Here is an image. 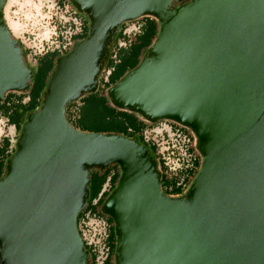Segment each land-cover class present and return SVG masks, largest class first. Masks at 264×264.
Wrapping results in <instances>:
<instances>
[{
  "label": "water",
  "instance_id": "obj_1",
  "mask_svg": "<svg viewBox=\"0 0 264 264\" xmlns=\"http://www.w3.org/2000/svg\"><path fill=\"white\" fill-rule=\"evenodd\" d=\"M88 34L59 55L0 177V264H89L77 228L90 173L118 179L100 206L113 221V264H264V0H68ZM0 0V101L33 71ZM153 16L158 32L136 66L106 89L148 122L192 131L201 165L184 193L161 189L145 146L87 132L66 106L93 93L120 26Z\"/></svg>",
  "mask_w": 264,
  "mask_h": 264
},
{
  "label": "trees",
  "instance_id": "obj_2",
  "mask_svg": "<svg viewBox=\"0 0 264 264\" xmlns=\"http://www.w3.org/2000/svg\"><path fill=\"white\" fill-rule=\"evenodd\" d=\"M58 1L64 4L66 0H58ZM184 1L186 0H178V3ZM139 18H141L144 21V23L141 32L135 35L136 36L135 38L138 39L139 36L144 37V35H146L147 36L146 40L142 44H139L138 46H136L133 41L126 43V45L124 46H120V47L115 46L114 52L111 50V46H110V53L103 68V70L110 69V72L107 76V81L103 84L104 88L100 89V87L98 86V89L95 92L86 94L80 97L78 100L69 103L65 109V116L67 120L77 129H79L80 124L81 125L83 124V121L84 123H86L87 121L94 119V117L102 119L109 125H112L113 127V129H110L109 131L103 133L122 134L131 139H134L143 146H145L148 150V153L152 157H154L153 156L154 146L151 145L150 143L142 142L141 131L147 125L146 120L141 118L136 113L116 108L110 103L106 95V89L114 82H116L119 79L118 77L121 76L123 72L128 71L125 68L126 64L127 65L132 64L130 66L132 68L137 65L143 53L153 42L158 32V21L155 17L145 15ZM124 24L125 22L120 26L118 32L115 35V38L119 36V38L121 37L125 39V35L122 34ZM88 27H89V21L88 19H86V25L84 29L82 30L81 33L75 35L73 39L74 40L84 39L88 34ZM22 49L25 58L24 48L22 47ZM141 49L143 50L142 53H140ZM59 55H61V52L58 51L57 49L47 50L41 54H38L36 56V61L33 64L34 71L33 70L32 71L34 75L31 80L30 88L25 92H18V94H20V100L19 102H17V106H15V108L12 109L10 107V104H5L3 102L7 98L8 94L17 93L16 91H9L2 100V103H0V115L4 116L9 124L15 125V128L16 130H18V132L20 130L21 124L25 119V114L39 107L42 100V94L45 89V85L54 68L55 60ZM112 55H114V57H112ZM39 74L42 75L43 79L41 80L40 85L36 86L39 79L38 77ZM95 93H97L98 95L94 96L93 94ZM24 97H28V99L25 102L22 101ZM77 102L79 103V105H77L78 115L75 118V120H70L69 107L75 105ZM173 123L174 125H179L175 122ZM182 127L186 128L184 126ZM186 129L189 130L188 128ZM14 150H15V142L13 144L11 143L9 136H3L0 139V177L3 175L5 171L6 160L10 155L13 154ZM200 162H201V158L199 155V157L195 160L194 168L180 171L176 175H173L171 178H168L166 175H164V173L162 172V168L159 165H157L158 169L161 172L162 191L171 196H178L184 193L185 189H183L180 185H177L176 183L179 181L181 175L184 174L187 175V177L184 180L186 182H191L192 178L197 173L198 165L199 164L201 165ZM117 168L118 166L116 164H112L104 170L93 169L91 171L90 173L91 183L89 186L88 201L84 209L77 216V221H78L80 216L83 215L84 212L90 210L91 212H96L98 215L105 217L107 222L109 223V230H108L109 232L107 238V243L109 245V254L105 259V261L103 262V264H113V255L115 248V234H114L113 221L109 216L104 215L100 210V206L104 201V199L106 198V196L109 194L110 190L107 192H103L97 203L93 204L92 202L93 199L96 198L101 192L103 185L106 182L110 173H112L110 176V185H111L110 189L112 190V188L114 187L113 185H115L114 183H116L119 176L118 173L119 168L118 169ZM168 185L171 186V189L169 191L164 188ZM89 264H95L93 255H91Z\"/></svg>",
  "mask_w": 264,
  "mask_h": 264
},
{
  "label": "built area",
  "instance_id": "obj_3",
  "mask_svg": "<svg viewBox=\"0 0 264 264\" xmlns=\"http://www.w3.org/2000/svg\"><path fill=\"white\" fill-rule=\"evenodd\" d=\"M53 7L60 9L65 18L61 16L62 20L59 21V25L56 27V30L59 31H55V41H53V43H56L55 47L52 49L47 48L43 52L57 49L61 52V55H64L76 41L73 39L74 36L81 33L83 30V16L68 0H66L64 4L60 3L58 0H53ZM143 23L144 21L141 18L125 22L122 34H124L127 39H118V41L115 42L116 44L113 43L111 45V50L114 52L115 46H124L126 43L130 42L132 40L131 37L141 32ZM37 55L38 54L35 52L33 63H35ZM112 57H114V55H112ZM107 71L109 74L110 69H107ZM108 74L105 77L104 83L107 81ZM77 105H79V103ZM77 105L69 107V115L72 119H75L78 115ZM166 121L167 120H160L155 123L146 121L147 125L142 129L141 136L143 143H150L154 146L153 156L157 165L162 168L164 175L171 178L180 171L194 168L195 160L199 157L200 153L196 147V138L192 131L183 128L181 125L171 126L167 124ZM111 174L112 173L108 176L99 195L93 199V204L97 203L103 192L110 190ZM186 177V174L181 175L179 181L176 183L185 190L190 184V182L184 180ZM164 188L169 191L171 186L168 185ZM77 228L85 248L90 252V255H93L95 264H103L109 254V245L107 243L109 223L106 218L98 215L96 212H91L90 210L86 211L77 221Z\"/></svg>",
  "mask_w": 264,
  "mask_h": 264
},
{
  "label": "rangeland",
  "instance_id": "obj_4",
  "mask_svg": "<svg viewBox=\"0 0 264 264\" xmlns=\"http://www.w3.org/2000/svg\"><path fill=\"white\" fill-rule=\"evenodd\" d=\"M172 4H178V0H173ZM80 14L84 18L88 19L86 15L82 13ZM61 16H63V13L60 9H56L53 7V0H5V20L14 37L24 48L26 64L30 69L32 68L31 70H33V56L35 52L37 54H40L47 48L52 49L55 47L56 43H53V41H55V31H59L56 30V27H58L59 21L62 20ZM114 40L115 36L112 43L114 42ZM131 65L132 64H126V70L131 69ZM124 73L125 72H123L122 75ZM107 74V70H102L101 74L98 77V79H100V89L104 88L102 87V84L104 83ZM121 76H119L118 78H120ZM38 77L39 79L36 86H39L41 80L43 79L41 74H39ZM93 95L97 96L98 94L95 93ZM77 104L78 103H76L75 105ZM27 113L25 114V116L27 115ZM79 129L87 132L103 133L109 131L110 129H113V127L112 125L106 123L104 120L94 117V119L89 120L86 123H84L83 121V124H80ZM18 134V130H15L14 126L12 124H9L4 116L0 115V139L3 136H9L11 143L14 144ZM199 167L200 164L198 165V169Z\"/></svg>",
  "mask_w": 264,
  "mask_h": 264
},
{
  "label": "crops",
  "instance_id": "obj_5",
  "mask_svg": "<svg viewBox=\"0 0 264 264\" xmlns=\"http://www.w3.org/2000/svg\"><path fill=\"white\" fill-rule=\"evenodd\" d=\"M82 19H83V22H84V24H83V29H84V27H85V25H86V18L82 17ZM135 37H136V36L131 37V38H132L131 41H133L134 44H135L136 46H138L139 44H142V43L146 40V38H147L146 35H144V37H143V36H139L138 39H136ZM120 38H121V37H120ZM120 38H119V36H117V37L115 38V40H114V43L117 42L118 39H120ZM123 39H124V38H123ZM125 39H127L126 36H125ZM131 41H130V42H131ZM115 44H116V43H115ZM142 52H143V50L141 49V50H140V53H142ZM27 99H28V97H24L22 101L25 102ZM19 100H20V94H18V92H17V93H10V94H8L7 98H6L3 102H4L5 104H10V107H11L12 109H14L15 106H17V102H19ZM0 103H2V101H0ZM70 120H75V119H72V118L70 117ZM13 126H14V129L16 130L15 125H13Z\"/></svg>",
  "mask_w": 264,
  "mask_h": 264
},
{
  "label": "flooded vegetation",
  "instance_id": "obj_6",
  "mask_svg": "<svg viewBox=\"0 0 264 264\" xmlns=\"http://www.w3.org/2000/svg\"><path fill=\"white\" fill-rule=\"evenodd\" d=\"M166 123H167V124H169V125H171V126H173V125H174V123H173V122H171V121H168V120L166 121Z\"/></svg>",
  "mask_w": 264,
  "mask_h": 264
}]
</instances>
